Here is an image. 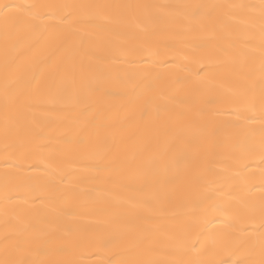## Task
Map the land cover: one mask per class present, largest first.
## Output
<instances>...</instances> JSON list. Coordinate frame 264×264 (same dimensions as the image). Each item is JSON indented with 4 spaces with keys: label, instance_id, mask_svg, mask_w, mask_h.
<instances>
[{
    "label": "snow or ice",
    "instance_id": "snow-or-ice-1",
    "mask_svg": "<svg viewBox=\"0 0 264 264\" xmlns=\"http://www.w3.org/2000/svg\"><path fill=\"white\" fill-rule=\"evenodd\" d=\"M0 152V264H264V0L0 3Z\"/></svg>",
    "mask_w": 264,
    "mask_h": 264
},
{
    "label": "bare ground",
    "instance_id": "bare-ground-1",
    "mask_svg": "<svg viewBox=\"0 0 264 264\" xmlns=\"http://www.w3.org/2000/svg\"><path fill=\"white\" fill-rule=\"evenodd\" d=\"M6 2V0H0V3ZM16 3H31L37 2V0H15ZM142 2H158V3H187V2H201V0H142ZM204 2H224V0H204ZM100 40L109 39L108 37L101 35L99 37ZM136 42L135 41H125L123 38L113 40V44L117 49H127L132 47ZM176 41L171 37H164L162 43L160 45V55L162 58L167 59L169 64L173 63L176 57L173 53L177 50L169 47L170 45L175 44ZM119 53L117 52V55ZM148 61L146 59L140 58L138 56L129 55L124 59H119L116 61V71L124 74L127 79L134 80L137 79L142 71L140 66L147 64ZM192 71H195V68H192ZM131 129L122 130V134L125 136L131 135ZM63 134V129L58 126H53L50 129L46 130L47 136H60ZM46 142V140H45ZM48 151L50 150H42L40 153L35 155L32 159L26 162V171L32 172L36 175H40L43 172V165H41V160H48L51 163V158L48 156ZM37 164L41 165L40 167H27V165ZM60 167L77 171L83 166L82 162L74 161L70 158H61L58 161ZM235 167L233 168L234 172H242L250 179H252L257 187L253 188L252 191L259 194V180H260V170L264 168V162H262L258 155L250 158H237L234 161ZM223 167V165H220ZM3 173V164H2V152H0V175ZM100 189H111L113 195L119 196L124 200H131L132 203H121V204H113L111 208L113 211L134 214L138 211L133 205L136 203L135 193L129 190H123L118 187L113 188L112 185L106 183H97L96 185ZM79 212L84 213L90 211V206H82L77 209ZM90 259H99V257H90Z\"/></svg>",
    "mask_w": 264,
    "mask_h": 264
}]
</instances>
